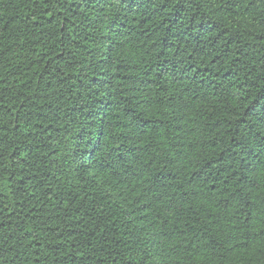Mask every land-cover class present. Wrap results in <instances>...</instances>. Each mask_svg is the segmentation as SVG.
<instances>
[{
  "label": "trees",
  "instance_id": "trees-1",
  "mask_svg": "<svg viewBox=\"0 0 264 264\" xmlns=\"http://www.w3.org/2000/svg\"><path fill=\"white\" fill-rule=\"evenodd\" d=\"M0 264H264V0H0Z\"/></svg>",
  "mask_w": 264,
  "mask_h": 264
}]
</instances>
